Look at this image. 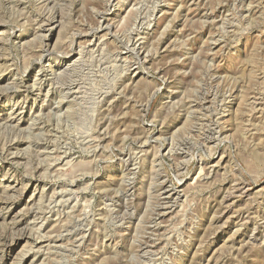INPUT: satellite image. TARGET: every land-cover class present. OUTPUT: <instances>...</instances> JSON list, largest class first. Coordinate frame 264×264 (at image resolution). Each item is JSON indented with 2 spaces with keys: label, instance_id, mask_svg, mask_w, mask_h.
I'll list each match as a JSON object with an SVG mask.
<instances>
[{
  "label": "rangeland",
  "instance_id": "obj_1",
  "mask_svg": "<svg viewBox=\"0 0 264 264\" xmlns=\"http://www.w3.org/2000/svg\"><path fill=\"white\" fill-rule=\"evenodd\" d=\"M0 264H264V0H0Z\"/></svg>",
  "mask_w": 264,
  "mask_h": 264
},
{
  "label": "bare ground",
  "instance_id": "obj_2",
  "mask_svg": "<svg viewBox=\"0 0 264 264\" xmlns=\"http://www.w3.org/2000/svg\"><path fill=\"white\" fill-rule=\"evenodd\" d=\"M66 61V60H65ZM75 69V68H74Z\"/></svg>",
  "mask_w": 264,
  "mask_h": 264
}]
</instances>
